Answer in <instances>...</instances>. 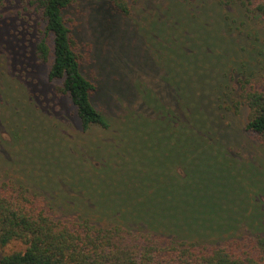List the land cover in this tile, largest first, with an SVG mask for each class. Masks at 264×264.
Returning <instances> with one entry per match:
<instances>
[{
  "label": "trees",
  "instance_id": "16d2710c",
  "mask_svg": "<svg viewBox=\"0 0 264 264\" xmlns=\"http://www.w3.org/2000/svg\"><path fill=\"white\" fill-rule=\"evenodd\" d=\"M129 1L113 0L126 15ZM218 1L230 6L234 0ZM74 2L33 0L45 27L38 51L51 61L49 80L62 82L61 94L69 97L83 130H109L94 99L98 87L85 75V54L69 13ZM254 11L264 18V3ZM184 35L177 45L190 81L183 96L174 91L181 109L160 103L152 119L131 122L116 142L103 140L92 151L57 154L53 148L44 159L26 146L27 128L13 126L15 153L6 174L0 167V264H264V159L242 162L217 136L210 118L222 80L207 82L206 73L217 72L223 51L208 38L198 45ZM196 68L203 70L202 84ZM239 83L246 130L264 148V89ZM180 134L191 148L199 141V155L220 158L222 170L201 165L197 175L177 165L166 170L162 163L154 170L149 153H139L156 137L171 141ZM193 155L194 149L188 158ZM14 242L23 250L4 251Z\"/></svg>",
  "mask_w": 264,
  "mask_h": 264
},
{
  "label": "rangeland",
  "instance_id": "374dc122",
  "mask_svg": "<svg viewBox=\"0 0 264 264\" xmlns=\"http://www.w3.org/2000/svg\"><path fill=\"white\" fill-rule=\"evenodd\" d=\"M32 2L0 1V167L5 174L6 163L15 153L11 133L18 123L28 130V149L33 147L44 159L53 148L57 154L82 148L92 151L103 140L116 142L131 122L135 126L141 119H152L153 106L160 103L181 109L174 91L183 96L190 81L177 45V37L185 32L200 42L208 38L223 51L218 54L217 72L206 73L207 82L222 80L221 99L210 118L217 136L242 162L264 159L261 141L246 130L248 109L240 104L241 90L236 91L240 79L264 89V18L254 11L264 0H234L230 6L218 0H130L127 15L113 0H75L69 13L85 54V75L97 85L96 106L111 124L109 130L89 131L83 130L69 97L61 94L62 82L49 80L51 61H43L38 51L45 27ZM172 32L175 42H170ZM184 40L188 42V37ZM48 43L53 47L52 37ZM196 69L202 84L203 70ZM156 127L160 129L158 123ZM144 146L139 153H149L154 170L159 163L166 170L177 165L197 175L201 165L222 170L220 158L199 155V141L191 148L184 134L171 141L156 137ZM193 149L195 155L189 159ZM191 179L196 177L191 174ZM21 250L18 242L4 249Z\"/></svg>",
  "mask_w": 264,
  "mask_h": 264
}]
</instances>
